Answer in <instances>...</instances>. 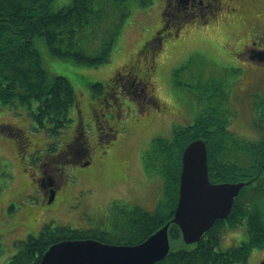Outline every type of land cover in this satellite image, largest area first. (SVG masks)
Listing matches in <instances>:
<instances>
[{
    "label": "rangeland",
    "instance_id": "374dc122",
    "mask_svg": "<svg viewBox=\"0 0 264 264\" xmlns=\"http://www.w3.org/2000/svg\"><path fill=\"white\" fill-rule=\"evenodd\" d=\"M71 2L54 0V7L60 9ZM130 2L131 14L121 26L117 45L109 60L99 67L56 59L50 55L43 40L37 41L50 78L65 76L75 90L76 102L69 110L71 122L62 136L53 138L34 130L36 124L29 113L37 110V101L33 102L32 108L0 104V124L16 125L31 138L28 153L43 155L44 148L40 150L43 139L54 143L62 138L67 142V137L76 133L81 117L85 119L86 132L93 145L91 164L83 166L75 161L67 164L64 187L59 190L55 202L49 204L45 201L42 183L22 169L18 139L0 131V264H8L25 242L48 228L115 233L114 219L133 206L155 212L163 199L164 183L152 165V141H170L175 127L194 124L199 112L202 117H208L207 111L217 103L221 105L219 115L230 121L229 129L238 137L247 141L260 137L253 120L260 119L259 113H255L254 102L257 95H264V62L255 63L258 71L247 72L248 79L241 80L246 72L240 65L243 59L239 53L251 42H256L264 50V0H232L229 7L220 8L207 21L186 27L189 29L182 37L171 43L174 45L181 39L189 43L203 41L202 36H205L221 48L220 58H205L198 54H194L192 59L184 56L173 58L174 53L161 48L150 80H147L151 85L137 80L139 89H144L143 96L135 97L142 93L139 90L135 95L130 93L114 101L108 95L112 93L118 70L135 60L143 44L160 27L161 2ZM128 13L129 9H124L120 17ZM117 20L121 22L119 17ZM105 30L108 31L107 28ZM96 38L101 43V38ZM88 41L94 40L91 38L85 42ZM97 46L96 41L84 43V47L91 51ZM176 70L180 72L175 74ZM97 84L105 87L103 93H95ZM235 85L237 94L234 93ZM206 98L212 99L213 103ZM101 106L105 107L109 126L114 128V132L110 131L112 137H101L97 142L90 112L91 108ZM114 109L119 116L113 115ZM33 154H30L32 159ZM88 155L85 152L74 159L83 161ZM162 168L163 164H159L158 169ZM44 170V178L53 181L55 188L61 182L60 173L51 164H45ZM240 236V230L227 231L223 237L224 245L230 246ZM223 242L222 248H226ZM263 259L264 249H254L248 260L240 264H260Z\"/></svg>",
    "mask_w": 264,
    "mask_h": 264
},
{
    "label": "trees",
    "instance_id": "16d2710c",
    "mask_svg": "<svg viewBox=\"0 0 264 264\" xmlns=\"http://www.w3.org/2000/svg\"><path fill=\"white\" fill-rule=\"evenodd\" d=\"M127 1L72 0L55 9L54 0H0V102L32 108L33 102L37 101L34 119L38 126L45 128L51 136L60 134L70 124L69 110L76 102L75 90L65 76L50 78L37 41L43 40L50 55L56 59L99 67L109 60L116 47L122 22L127 19L123 14L118 16L121 22L115 21L116 8L118 4L119 8H124ZM110 18L114 19L112 25L108 24ZM107 25L109 36L97 53H91V49L84 47L87 35L94 27L105 30ZM140 51L147 52L148 43ZM138 62L118 70L113 88L124 67L135 68ZM94 89L99 94L105 87L97 84ZM207 112L208 117L200 115L194 124L176 128L170 141H154L152 165L164 177L163 199L155 212L133 206L114 219L116 234L68 227L48 228L25 242L8 264H39L52 244L65 239L94 238L131 245L143 242L172 220L179 197L182 153L197 138L207 139L209 176L213 182L250 181V184L235 199L229 216L217 220L197 243L186 244L179 227L171 223L172 251L157 264H240L248 260L254 249H264V97H258L255 102L260 123L255 121L254 126L261 134L254 141L238 139L228 128L227 119L219 115L217 105ZM7 125L0 124V131L17 138V146L24 153L30 137ZM82 144L86 145L85 140ZM159 164H163L161 170ZM48 200L45 199L46 203ZM234 230H240L241 236L231 245L235 247H226L224 234ZM222 242L226 248H222Z\"/></svg>",
    "mask_w": 264,
    "mask_h": 264
},
{
    "label": "water",
    "instance_id": "95a60500",
    "mask_svg": "<svg viewBox=\"0 0 264 264\" xmlns=\"http://www.w3.org/2000/svg\"><path fill=\"white\" fill-rule=\"evenodd\" d=\"M244 185L212 183L206 142L197 139L190 143L182 156L179 199L171 220L180 227L184 241L197 242L218 219L226 218ZM171 222L136 246L106 244L94 239L62 241L44 254L40 264H155L170 252Z\"/></svg>",
    "mask_w": 264,
    "mask_h": 264
},
{
    "label": "flooded vegetation",
    "instance_id": "af4514ba",
    "mask_svg": "<svg viewBox=\"0 0 264 264\" xmlns=\"http://www.w3.org/2000/svg\"><path fill=\"white\" fill-rule=\"evenodd\" d=\"M163 4L162 11L160 12V27L155 33V38L152 42L148 44V51H141L135 57V60H139L135 68L124 67L122 73H120L117 78V83L114 89L120 88L122 92L127 94H135L138 91V81L144 80V78H149L156 65V59L159 56L160 49H169L170 52L174 53L173 58L185 57L186 59H191L194 54H198L202 57L220 58L221 48L215 46L210 38L202 36L205 40L196 42H183L182 39L178 40L176 44L171 43L177 38H181L186 32V27L193 26L192 23L207 21L208 19L215 16L220 8L229 7L232 0H158ZM228 2V3H227ZM230 11V10H227ZM204 24V23H202ZM208 28H205L206 30ZM187 32L186 34H188ZM185 36V35H184ZM196 45V46H195ZM195 46L194 48H190ZM165 50V52H166ZM164 52V53H165ZM163 53V54H164ZM162 54V55H163ZM160 55V57L162 56ZM239 56L243 59L240 63L244 67L246 76L249 71H258L257 64L264 58V51L255 48V42H251L250 45L245 46L243 50L239 53ZM145 58V59H144ZM144 59V60H143ZM256 60V61H253ZM236 60V59H235ZM133 61V62H134ZM142 62V65H140ZM150 65L149 67H147ZM241 80H245V77ZM244 86V83L241 84ZM244 88H241V90ZM93 116V117H92ZM91 119L96 124V129L98 134L105 133L110 130L107 126V118L105 113V107L97 108L93 111ZM85 123L82 120V124ZM79 137V136H78ZM73 138L68 142L65 147L60 151L59 156L63 158L64 161H68L70 157L81 156L83 153L87 152L86 148L78 149L71 146H78V142ZM79 147V146H78ZM21 161L24 163L27 161V157L22 154ZM52 164V162L50 161ZM54 169H58V165L54 164ZM44 166L41 164L35 171L43 181H45V188L52 192L53 189L50 186L44 175L46 171L43 169Z\"/></svg>",
    "mask_w": 264,
    "mask_h": 264
},
{
    "label": "bare ground",
    "instance_id": "6f19581e",
    "mask_svg": "<svg viewBox=\"0 0 264 264\" xmlns=\"http://www.w3.org/2000/svg\"><path fill=\"white\" fill-rule=\"evenodd\" d=\"M97 31V29H95V27L91 30V33H95Z\"/></svg>",
    "mask_w": 264,
    "mask_h": 264
}]
</instances>
